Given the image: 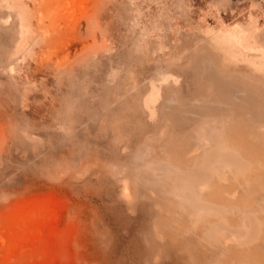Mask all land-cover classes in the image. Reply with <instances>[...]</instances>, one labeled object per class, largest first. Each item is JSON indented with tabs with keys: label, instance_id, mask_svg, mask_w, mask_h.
<instances>
[{
	"label": "rangeland",
	"instance_id": "374dc122",
	"mask_svg": "<svg viewBox=\"0 0 264 264\" xmlns=\"http://www.w3.org/2000/svg\"><path fill=\"white\" fill-rule=\"evenodd\" d=\"M0 264H264V0H0Z\"/></svg>",
	"mask_w": 264,
	"mask_h": 264
},
{
	"label": "bare ground",
	"instance_id": "6f19581e",
	"mask_svg": "<svg viewBox=\"0 0 264 264\" xmlns=\"http://www.w3.org/2000/svg\"><path fill=\"white\" fill-rule=\"evenodd\" d=\"M250 228V227H249ZM259 230V229H258ZM250 230H248V232H249ZM252 233V232H251ZM250 234V233H249ZM246 235V234H245ZM254 237H255V235H254ZM244 243V242H243ZM251 243V242H250ZM246 246V245H245ZM247 246H249V245H247ZM247 251V250H246ZM243 252V251H242Z\"/></svg>",
	"mask_w": 264,
	"mask_h": 264
}]
</instances>
